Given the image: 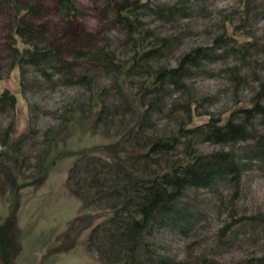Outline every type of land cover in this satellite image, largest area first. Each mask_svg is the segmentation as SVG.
Segmentation results:
<instances>
[{
    "label": "trees",
    "instance_id": "1",
    "mask_svg": "<svg viewBox=\"0 0 264 264\" xmlns=\"http://www.w3.org/2000/svg\"><path fill=\"white\" fill-rule=\"evenodd\" d=\"M52 1L61 15L70 19L77 14L76 0ZM258 1L264 6V0H243L242 10L246 17L250 18L257 11ZM105 3L108 4L107 13H113L117 23L126 28L132 54L121 59L109 44L90 49V63L105 75L108 82L100 84L86 75L77 78L75 85L90 93V110H85V106L76 101L69 103L61 115L62 129L45 133V140L51 144L54 136L71 124L78 111L83 117L90 118L93 101L97 100L100 106L95 122L97 131L108 139H122L119 142L122 166L87 152L78 157L69 173L68 188L82 203L93 212L110 213L92 229L88 253L101 264L173 263L169 261L163 244L153 238L163 232L174 237L186 235L194 224L202 221L201 211L196 209L189 196L192 191L201 190L213 193L215 201L230 209L231 222L215 235L217 246L224 247L229 240L231 245L256 241V234H261L264 240V214L237 218L236 209L244 172L253 162L261 164L260 169L264 170V81L257 79L260 92L251 100L236 99L231 110L218 118L209 114L200 116L199 100L186 92L189 88L187 82L204 71L206 63L235 55L240 60L247 59L258 48L257 40L248 33L236 35L229 18L224 24V34L215 45L183 53L175 58L176 64L173 65L166 61L179 51L183 38L158 34L148 28L144 18L153 15L168 23L177 17L190 18L195 13L193 15L186 6L189 3L178 2L171 6H153L152 0H105ZM41 9L42 6L27 0H0V18L10 14L17 23L15 32L20 44L11 47V70H19L23 91L26 90L24 76L28 70L34 71L54 88L60 82L57 77L70 70V64L63 59L59 49L49 46L34 30ZM228 44L231 47L225 49ZM244 65L229 66L225 71L235 87L236 96L238 87L248 81V77L241 73ZM136 76H145L139 87L134 80ZM61 83L71 85L68 80ZM179 93H184L185 104L179 103ZM16 106L17 98L12 92L0 91V118L15 110ZM180 112L182 117L177 120L176 132L158 130L159 120L172 119L174 113ZM197 118L206 120L197 124ZM12 132L10 126L0 139L2 144L18 150L29 135L8 144ZM195 139L220 146L247 145L241 151L243 156L224 149L200 154L194 149ZM182 145L185 155L174 160L172 157ZM45 158L44 154L42 160ZM14 160L22 169L25 167V157ZM226 187L231 191L229 207L226 206L228 196L223 193ZM191 209L196 210L192 212ZM88 217L91 221L96 218L95 214ZM237 225L240 226L238 230ZM247 226L251 228L246 230ZM189 264L224 263L219 259L197 256L190 258ZM239 264H264V248L251 257H243Z\"/></svg>",
    "mask_w": 264,
    "mask_h": 264
},
{
    "label": "rangeland",
    "instance_id": "2",
    "mask_svg": "<svg viewBox=\"0 0 264 264\" xmlns=\"http://www.w3.org/2000/svg\"><path fill=\"white\" fill-rule=\"evenodd\" d=\"M27 1L42 6L34 30L49 46L59 49L63 59L70 64V70L57 77L60 82L55 88L28 70L24 76L26 90L23 91L19 70H11V47L20 44L15 32L17 23L10 14L0 18V91L9 90L17 98L16 109L0 118V137L10 126L13 132L8 144L29 135L18 150L2 144L0 139V154H5L0 156V264H101L88 253L87 245L92 229L110 213L91 211L70 191L68 177L78 157L87 152L122 166L119 159L122 152L119 142L122 139H108L97 131L95 122L100 109L97 100L93 101L90 118L83 117L78 111L71 124L55 135L51 144L45 140V133L62 129L61 115L69 103L76 101L83 104L85 110H90V93L75 85L77 78L86 75L100 84L108 82L105 75L90 63V49L109 44L121 59H127L132 54V47L128 43L126 28L117 23L113 13H107L105 0H76L77 14L70 19L58 13L52 0ZM178 2L189 3L186 6L195 15L182 19L177 17L171 23L153 15L144 18L148 28L158 34L183 38L179 51L166 62L174 65L175 58L183 53L215 45V41L224 34V24L229 18L236 35L248 33L258 42V48L247 59L240 60L235 55L212 64L206 63V69L187 82L189 88L186 92L200 102V116L221 117L231 110L236 99L248 102L260 92L257 79L264 81V6L258 1V12L248 18L242 10L243 0H152V5L171 6ZM230 47L228 44L225 49ZM254 62H258V66ZM242 63L245 65L241 73L248 77V81L243 87H238L236 96L235 87L225 71L229 66ZM65 80L71 85L61 83ZM134 80L139 87L145 76H136ZM177 96L179 103L185 104L184 93ZM174 114L172 119L163 118L157 122L160 132L178 130L177 120L182 113ZM203 120L206 119L197 118L196 123ZM195 140L194 149L200 154L224 149L243 156L241 151L247 145L220 146ZM184 150L182 145L172 158H182ZM44 154L46 158L42 160ZM23 157L25 167L22 169L14 159ZM260 166L253 162L243 174L242 192L236 202L237 218L264 214V170ZM223 193L228 196L226 206L229 207L231 191L226 187ZM189 196L196 209L201 211L203 220L194 224L186 235L174 237L163 232L153 238L165 247L169 261H173L170 264H189L190 258L197 256L219 259L224 264H239L243 257H251L264 248L261 234H256V241L231 245L229 240L224 247L217 246L215 235L231 222L230 209L215 201L216 197L209 191H192ZM94 214L96 218L91 221L88 216ZM238 228L239 225L236 230ZM250 228L245 227L246 230Z\"/></svg>",
    "mask_w": 264,
    "mask_h": 264
}]
</instances>
